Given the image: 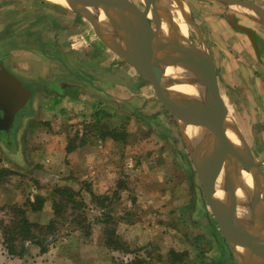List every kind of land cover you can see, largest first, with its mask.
I'll return each mask as SVG.
<instances>
[{
	"label": "rangeland",
	"instance_id": "1",
	"mask_svg": "<svg viewBox=\"0 0 264 264\" xmlns=\"http://www.w3.org/2000/svg\"><path fill=\"white\" fill-rule=\"evenodd\" d=\"M131 1L141 10L145 9L143 0ZM182 1L184 4L178 1L173 4L182 17L184 11L191 17L188 24L191 40H194L190 36L191 32L196 30L198 24L195 18L203 23H200L203 35L200 34L201 38L196 41L206 39L213 43L215 39L207 20H201L203 13L206 17L216 14L225 16L227 10L242 14L239 9H230L213 0ZM216 3L221 10H213L212 5ZM64 8L71 10L73 16L61 15L59 9L65 13ZM50 15L62 25L60 33L50 31V28L40 23V20L46 16L50 18ZM22 21L26 23L22 25ZM53 37L56 39L53 40ZM36 39L41 41L43 49H54L56 55L64 59L67 58L70 45L75 43L74 48L83 49V52L82 49H76L78 55H82L81 59L89 61L88 58L93 57L98 64L90 65L91 68L109 70L113 78L109 83L89 80L79 82L86 94L78 97V100L74 90L71 91L73 94L64 95L65 91L59 87L53 92L43 89L46 86L42 78L48 79L50 74L41 52L35 50ZM29 42L33 44V51H23V48H30ZM58 43H61L60 48L57 47ZM51 45L54 47L51 48ZM102 45L106 44L90 20L60 3L51 0H0V53H3V65L17 70L12 64L15 58L25 71L34 57H39L41 62L35 79L32 78L33 73L28 77L26 72L17 70L24 79L21 81L29 89L31 87L35 95L28 99L9 131H0L2 138L8 139L3 145L11 150H6L17 154L13 151L15 144L10 141L13 128L19 123L18 117L27 110L32 111L33 106L38 108L41 119H32L29 125L37 123L42 126L48 122L44 112L51 110L48 106L52 103L53 108L57 109L53 115L56 120L63 118L62 121L74 122L64 129L68 132L69 140H75L77 121L87 123L85 129L94 135L113 137L115 149L110 158L113 157L111 159L113 162L115 160L116 165L115 175L110 181L106 180L107 176L101 177L104 187H98L95 189L97 192L92 194L88 179L82 181L75 175L66 179L75 186L73 189L78 206L66 203L67 207L58 219V229L52 230L50 234L47 231L49 249L46 252H42L40 246L26 236L28 239L14 241L15 253H12L11 235L7 230L12 221L17 220L19 210L24 208L23 211L26 209L27 213L31 210L28 201L34 200L38 194L45 196L48 204L44 212L34 217L40 225L49 223L54 213L52 194L56 186L64 185L61 176L51 177L25 170L0 178V264H243L238 251L230 246L218 226L197 170L193 169L189 158L190 149L182 138L177 122L158 99L151 81L118 52L109 48L106 50ZM66 68L71 73L73 68L77 70L74 63L67 64L63 69ZM92 91L94 94H91ZM255 102L256 105L248 96L241 103L246 110V122L255 120L254 115H260L256 112L259 111L257 104L260 100L257 101L256 97ZM227 104L229 118L241 123L243 115L237 112L235 102ZM57 129L61 130L54 128ZM37 131V138L42 139L43 131L46 130ZM245 131L248 134L247 127ZM16 132L23 142V155L28 156L27 126ZM249 145L259 159L264 157L263 143ZM1 153L3 150L0 145ZM62 161L54 162L57 169ZM33 172L39 179L35 178ZM83 190L88 192L83 193ZM37 229V236H47V232Z\"/></svg>",
	"mask_w": 264,
	"mask_h": 264
},
{
	"label": "crops",
	"instance_id": "2",
	"mask_svg": "<svg viewBox=\"0 0 264 264\" xmlns=\"http://www.w3.org/2000/svg\"><path fill=\"white\" fill-rule=\"evenodd\" d=\"M213 1L220 3L230 9L231 7L239 9L240 13L242 14H236L235 11L227 10V14L225 16H222V14H216L215 16L211 15L206 17L203 13V18H201V20L205 19V22L207 20V25L212 29L213 35L215 36V39H213V43L212 41H208L206 39L203 41H196V39L200 37V34L203 35V23L194 17L198 24L196 23V30L192 31L190 36H193L195 41L189 39L188 36L189 42L192 45H198L200 42H203L205 44L206 55L207 57L211 58L214 67V74L218 81L223 101L225 102L227 107L228 102H235L237 112H241V114L243 115V121L239 124L237 121L235 123L237 124L247 143L264 144V15L261 14V12L244 4L225 3L219 0ZM246 1H252L264 9V0ZM217 3L212 5L213 10L215 11L221 10L220 5ZM60 10L61 9H59L61 15L73 16L71 14L72 11L68 8L63 9L65 13L61 12ZM230 16L237 23L251 28L254 31L259 48L258 54L249 35L242 30L236 29L231 23ZM25 23L26 21L21 22L22 25ZM40 23L46 26V28H50V31L57 33L61 32L62 25H59L60 22L56 19V17L52 15H50V18H47L46 16V18L40 20ZM189 27L190 26L188 25V28ZM59 35L61 36V34ZM194 36H196V38ZM224 37L226 38V40H224ZM55 39L56 38L53 37V40ZM103 42L106 45H104L105 47L102 45V48L106 50L111 49L115 52V50L112 49L104 40ZM36 44H38V46H36ZM74 44L72 43V45H70L69 52L66 53V59L59 58L61 55H56L57 52H54V49L51 50L52 52L48 51L47 49H43L44 46L39 39H36L35 50L41 52V56L44 57L43 62L48 69V73L50 74L48 79H46V77L42 78L44 81L43 84L46 86H44L45 88L43 89L53 92L56 91L55 89H57V87H59V89L65 91V93H63L64 95H71L73 94V92L71 91L74 90L76 100H78V97H84V95L86 94L85 88L80 86L79 82L84 83L86 80H89L96 83H99L100 81H102V83H109L113 76H110L109 70H99L98 67H95L97 70H95V68L93 67L91 68L90 65L98 64V61H95L93 57H90V59L88 58L89 61L81 59L82 55L79 56V53H77L76 49L81 50L82 48H74ZM32 45L33 44L30 43V48H27L25 50L23 48V51H30L29 49L33 51ZM94 46L95 45H93V47ZM53 47L54 46L51 45V48ZM57 47L60 48L61 43H58ZM234 51L236 52V55H234ZM35 55L37 54H34V56ZM2 56L3 53H0V65L4 64V59ZM72 56L73 58L71 59L70 57ZM39 60V57L38 59H35L34 57L33 62L28 63V69L25 71L20 67L19 61H17L15 58L12 60V64L15 69L26 72L28 77H31L33 73L34 77L32 76V78L35 79L37 78V69L41 67V62ZM70 63H74V66L77 68V70L75 69L76 71L73 68L72 73L70 72L71 70L69 68L63 69L67 64ZM85 63L87 65H85ZM17 70L11 68L9 71H12L11 73L15 75L19 80L24 81ZM39 79H41V76ZM221 79L223 80L221 81ZM25 85L28 86L27 84ZM242 88H244V90ZM30 89L32 91L31 94L35 95L31 87ZM57 93L59 92L57 91ZM91 94H94V92L92 91ZM248 96H250V100L253 101L255 105L256 97L257 101L260 100V103L257 104L259 111H256L260 115H254L256 117L255 120L249 119L246 122L244 120V118H246V110L242 108L244 105L241 103H243L244 97ZM104 103H106V101H104ZM48 107L51 108V112L48 110H45L44 112V117L45 119H48V122L43 123L42 126L38 125L37 123H31L29 125L32 119H41L38 115V108H35L33 106L32 111L31 109L27 110L26 112L22 113L20 117H18L19 123L16 124L17 126H15V129L13 128L11 139L12 141L9 140L13 144H15V148H13V151H16L17 154H14V152H8L6 150H11L9 148H6V146L4 147L3 145V143L8 142V139L5 140L2 138L3 136L0 135V145L1 149L3 150V153L0 154V166L9 168L13 171V173H21L23 171L26 172L25 170H28L35 171L38 174L40 172L45 173L47 174L45 176H61V181L64 185L59 184L58 186L63 187H75L71 181L66 180L75 175L82 181L88 179L89 187H92L90 194H92L93 192H97L95 189H97L98 187H104V180L100 181L101 177L107 176L108 178H106V180L110 181V179L115 175V160L113 162V159H111L113 157L110 158L111 154H114L112 153V150L115 149L114 138H111V136H106V138H104V136H101L99 134L94 135L92 132H88V130L85 129L87 123H81L83 121H77L76 128H78V131L76 132L75 140L72 141L73 139L71 140V138L69 140L68 132L64 131V129L68 128L70 124H74V122H67V120L65 119L62 121L63 118L56 120L53 115L56 113L57 109L53 108L52 103H50ZM22 109H20L16 113L14 119L17 117L18 113L22 111ZM228 111L230 112L229 108ZM247 112L256 113L253 110H247ZM58 121L60 122V125ZM24 126H27L28 129V156L23 155V142L20 138V135L18 134L17 137L16 134V131L23 128ZM11 127L12 124L8 129H0V131H9ZM246 127L249 130L248 134H246L247 132L245 131ZM54 128H61V130H54ZM250 128H252V130ZM37 130H46L43 131L44 137H42V139L37 138ZM51 131L53 134L51 133ZM260 140H263V142H259ZM251 150L253 152L252 148ZM262 153H264V150L262 151ZM253 154L257 160H264V157H261V159H259V157L256 156L254 152ZM189 158L193 164L194 171H196V166L190 155ZM55 161H62L59 164L60 168L57 169V166H55L54 163ZM262 164L264 167V162L260 164L261 169L264 171V169L262 168ZM35 172H33V175H35ZM27 174L30 175L32 173ZM65 175L66 177H64ZM35 176V178L39 179L37 175ZM82 192L87 193L88 191L83 190ZM47 204L46 202L44 203V206L42 208L43 210H30L28 211V213L26 212L28 219L34 223H38V220L35 219L34 216H39L38 214L44 212ZM52 216H54V213ZM52 216H50V220L53 219ZM50 220L48 221L50 222Z\"/></svg>",
	"mask_w": 264,
	"mask_h": 264
},
{
	"label": "water",
	"instance_id": "3",
	"mask_svg": "<svg viewBox=\"0 0 264 264\" xmlns=\"http://www.w3.org/2000/svg\"><path fill=\"white\" fill-rule=\"evenodd\" d=\"M67 7L73 11L82 14L90 20L95 27L98 35L116 52L122 55L125 59L130 61L135 68L148 78L156 92L157 97L168 109L171 116L175 119L181 132L182 138L189 149L192 146L200 147L204 154V163L196 166L201 185L207 196L208 203L213 210L216 219L223 214L233 213L238 214V189L237 180L242 170L248 171L253 176V187H264V171L260 164L264 160H257L238 128L234 120L229 118L228 107L222 99L218 81L214 74V67L212 64V74L210 77H199L195 69L186 65L176 54V49L180 45L183 38L180 32V27L175 19L177 12L173 8L174 1L183 3L182 0H161L166 11L167 19L172 23L171 33L164 34L161 31L155 30L150 25L141 24L133 19L125 17L121 12L115 8L108 0H66ZM225 3L244 4L253 8L264 15V9L252 1L246 0H219ZM135 5V3L133 2ZM140 11H145L141 10ZM185 12V11H184ZM183 18L187 25L191 22L190 17L185 12ZM107 18L112 27H104L100 22V17ZM232 25L239 30L246 32L255 47L257 54L259 48L255 33L251 28L237 23L231 16ZM113 33L122 35L126 38L137 41L146 46L154 45V48H159L163 53V67L161 72H156L149 60L141 54L134 53L132 56L125 55L117 49L116 44L110 40L108 34ZM138 35L140 37H138ZM136 40V41H135ZM149 55L152 58L159 56L153 49H150ZM181 67L187 71L191 80L204 87L209 92L214 116L218 119L217 133L221 137L218 141L214 136L205 132L200 123L189 117L179 106V99L175 91L169 89L170 86L180 83L181 78L177 76L165 77V72L168 67ZM31 90L15 75H13L4 65H0V129H8L14 121L16 113L22 109L31 97ZM195 129L199 136L195 140H191L187 134V128ZM232 129L238 136L241 145H237L230 141L227 132ZM230 152H236L244 160V169L240 168L231 157ZM192 156V155H191ZM219 172L223 174L224 187L230 194L229 202H223L211 193V184L214 175ZM245 205L249 212V224L241 237L240 247L243 249L242 253H238L243 264H264V223L260 219V210L257 200L252 198L249 194H245ZM222 230V229H221ZM223 232V230H222ZM225 235V233L223 232ZM226 237V235H225ZM227 238V237H226ZM255 250L261 251V261H257Z\"/></svg>",
	"mask_w": 264,
	"mask_h": 264
},
{
	"label": "bare ground",
	"instance_id": "4",
	"mask_svg": "<svg viewBox=\"0 0 264 264\" xmlns=\"http://www.w3.org/2000/svg\"><path fill=\"white\" fill-rule=\"evenodd\" d=\"M60 3L67 7L66 0H51ZM145 11H140L139 7L131 0H108L115 8H117L122 15L133 19L141 24L150 25L155 30L161 31L164 34L171 33L172 23L167 19V11L161 0H143ZM177 15L175 19L180 27V32L182 39L180 45L176 49L177 56L193 70L195 69L196 74L199 77H210L212 74V64L206 55V47L203 42L198 45H192L188 39V25L184 18L180 15L179 11L175 8ZM100 22L104 27L111 28V22L101 16ZM108 36L113 37L112 41L115 43L118 50L123 52L125 55H131L134 53L141 54L146 57L153 69L160 73L163 67V53L159 48H154V45L146 46L140 43L139 38L136 37L137 41L126 38L125 36L116 35L109 33ZM138 37H140L138 35ZM150 49H153L159 56L152 58L149 55ZM177 76L181 78L180 83H176L169 87L170 90L175 91L179 99L180 108L193 120L201 124L203 130L209 135L214 136L218 141L221 137L217 133L218 119L214 116V111L209 98V92L204 89V87L199 84L194 83L187 71H184L181 67L170 66L165 72V77ZM187 134L191 140L197 139L199 133L191 128H187ZM230 141L237 145H241V142L236 135V133L229 128L227 132ZM192 158L195 159L197 165H202L204 163L203 150L200 147L192 146L190 148ZM231 157L234 162L242 169L244 165V160L236 153L230 152ZM211 193L216 196L219 200L223 202H229L230 194L228 190L224 187L223 174L217 172L211 184ZM238 189V214L228 213L223 214L218 217V224L220 229L226 235V239L230 246H232L238 253H242L243 249L240 247L241 237L245 231V228L249 224L248 208L245 205V194H249L252 198L257 200L260 219L264 223V187H253V176L248 171L242 170L237 180ZM257 261H261V251L255 250Z\"/></svg>",
	"mask_w": 264,
	"mask_h": 264
},
{
	"label": "trees",
	"instance_id": "5",
	"mask_svg": "<svg viewBox=\"0 0 264 264\" xmlns=\"http://www.w3.org/2000/svg\"><path fill=\"white\" fill-rule=\"evenodd\" d=\"M13 174V171L10 170L9 168L1 167L0 166V178ZM53 194H52V203H53V209H54V218L50 220L49 223L40 225L39 223H34L30 221L25 214L27 211L25 209V212L22 210H19L17 212L18 218L17 220L12 221L11 225L9 226V229L7 230V233H9L10 239L12 241L11 243V252L15 253L13 247L15 244V240H21V239H28L32 238V242L40 246L42 252H46L49 249V239H46L49 237V234L52 232V230H57V224H58V219L62 216L63 211L65 207H67L68 203H71L73 207L78 206V201L76 199V194L75 190L72 187L68 186H56ZM78 193V192H77ZM59 196V197H57ZM46 201V197L38 194L35 195L34 200H29L28 204L31 210H41L44 206V203ZM67 203V205H66ZM38 227L37 230L41 231L43 230L44 232H47V236L39 237L35 234L36 228ZM28 236V238H26Z\"/></svg>",
	"mask_w": 264,
	"mask_h": 264
},
{
	"label": "flooded vegetation",
	"instance_id": "6",
	"mask_svg": "<svg viewBox=\"0 0 264 264\" xmlns=\"http://www.w3.org/2000/svg\"><path fill=\"white\" fill-rule=\"evenodd\" d=\"M4 66H5V65H4ZM5 68L8 69V70H10V69H9L8 67H6V66H5ZM11 72H12V71H11ZM262 168L264 169L263 164H262Z\"/></svg>",
	"mask_w": 264,
	"mask_h": 264
}]
</instances>
